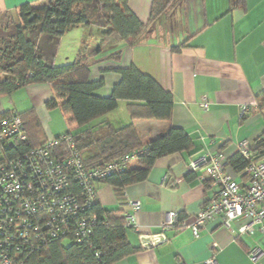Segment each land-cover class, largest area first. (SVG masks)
<instances>
[{"label": "crops", "instance_id": "crops-1", "mask_svg": "<svg viewBox=\"0 0 264 264\" xmlns=\"http://www.w3.org/2000/svg\"><path fill=\"white\" fill-rule=\"evenodd\" d=\"M44 1L47 7L48 0H0V14L15 12L25 3L42 14L46 7L41 11L37 7ZM151 2L128 0V7L140 21L147 23ZM174 21L171 25L168 19H160L137 44L123 48L117 63L106 58L113 49L122 47L118 36H103L95 26L79 25L61 37L53 59L55 65L77 60L85 41L86 56L96 61L90 78L93 81L103 78L105 82L95 95L110 96L113 86L121 79L114 69L131 65L172 93L174 105L169 121L134 120L133 124L142 141L157 137L169 126L183 128L194 150L158 159L146 180L128 185L119 193L110 185L97 186L98 202L104 209L120 210V200L140 201L135 221L139 232L143 233L157 232L171 211H176L181 220H191L212 197L215 188L209 182H199L197 175L202 170L191 172L190 161L216 151L223 152L228 159L238 152L235 145L239 141H247L253 149L255 140L264 137V112L258 108L256 100L264 91V0H243L241 6L235 7H231V0H184ZM102 43V50L94 51ZM64 44L66 50H63ZM180 45L179 51H172L173 46ZM15 91L24 92V96L12 98L18 95ZM15 91L0 95V113L32 109L45 132L48 128L47 136H58L75 128L66 125V130L49 132L53 110L61 111L46 106L53 96L48 84L28 85ZM202 96L208 98L207 110L199 105ZM21 104L25 105L23 109H19ZM242 107L247 108L243 116ZM62 117L66 123V118ZM128 120L126 101L120 100L115 111L93 124L119 126ZM136 167L134 161L130 168ZM237 179L243 180L239 175ZM131 213L128 210V214ZM237 227L233 221L226 228L221 219L215 218L200 228L197 238L188 229H171L166 232L167 243L153 249H140L113 264H204L213 255L217 264H263L264 230L257 226L253 233L239 235ZM139 232L130 227L126 231V238L134 248H139ZM253 247L260 251L257 262H252L248 256Z\"/></svg>", "mask_w": 264, "mask_h": 264}, {"label": "trees", "instance_id": "trees-1", "mask_svg": "<svg viewBox=\"0 0 264 264\" xmlns=\"http://www.w3.org/2000/svg\"><path fill=\"white\" fill-rule=\"evenodd\" d=\"M48 1L49 5L41 15L29 3L20 5L15 11L20 23L10 33L0 34V95H10L28 85L48 84L53 96L46 106L59 108L67 125L75 126L62 134L72 137L88 167L145 149L135 160L138 167L130 166L97 183V186L110 185L118 193L128 185L146 180L158 159L174 153L192 152L194 144L180 127L169 126L157 137L141 140L133 121H169L174 105L172 93L164 90L151 76L133 65L116 68L114 71L121 76L120 81L113 86L110 96L99 97L94 93L105 82L103 78L96 81L90 78L96 61L86 56L85 41L77 60L61 65L53 63L61 37L79 25L95 26L103 36L117 35L122 47L113 49L106 60L120 62L123 48L137 44L160 19L166 18L171 25L174 24V15L180 11L184 0H152L147 23L134 15L128 7V0ZM242 4L243 0H231V7ZM181 46H173L172 51H179ZM102 47L103 43L94 51H100ZM120 100L126 101L127 122L119 126L93 124L115 111ZM256 100L258 108L264 112V91L256 96ZM18 114L25 124L27 141L20 144L16 152L45 144L48 136L34 111L30 109ZM263 141L264 137L255 140L248 159L236 152L227 159V165L239 174L249 162L262 161ZM91 212L97 214L98 223L89 238L90 245L77 243L71 238L50 239L39 251L23 258V264H113L140 251V247L134 248L128 242V227L119 209H104L97 201ZM64 240H70V244L63 246Z\"/></svg>", "mask_w": 264, "mask_h": 264}, {"label": "built area", "instance_id": "built-area-1", "mask_svg": "<svg viewBox=\"0 0 264 264\" xmlns=\"http://www.w3.org/2000/svg\"><path fill=\"white\" fill-rule=\"evenodd\" d=\"M208 98L201 97L203 110ZM242 107L241 115L246 112ZM25 124L15 109L0 113V264H23L31 252L39 251L50 239L71 238L88 243L98 223L91 212L98 201L97 183L113 173L128 169L145 149L119 156L102 165L88 167L71 136H48L45 144L17 153L26 143ZM236 149L249 158V143L239 141ZM15 152V153H14ZM188 169L200 183L215 188L212 197L191 220H180L176 211L169 212L157 232H139L135 221L139 200H120L118 206L125 224L138 231L139 247L153 249L169 241L168 230H190L197 238L200 228L219 218L222 225L237 223L239 235L264 230V161H251L238 175L227 165L221 151L209 152L190 161ZM166 177L164 178V181ZM132 213L128 214V210ZM90 245V244H89ZM257 262L260 251H248ZM204 264H217L214 255ZM264 264V263H263Z\"/></svg>", "mask_w": 264, "mask_h": 264}, {"label": "rangeland", "instance_id": "rangeland-1", "mask_svg": "<svg viewBox=\"0 0 264 264\" xmlns=\"http://www.w3.org/2000/svg\"><path fill=\"white\" fill-rule=\"evenodd\" d=\"M46 5H47V2L44 1V2L39 3L37 8H38V10L41 11L46 7ZM39 15H41V14L39 13ZM19 23L20 22L17 19V15L15 12H4V13L0 14V34L10 33L11 30L15 26H17ZM72 35H74V33ZM91 36H92L91 34L87 33V37L91 38ZM66 49H67V47L64 44L63 50H66ZM16 93H18V95L17 94L15 96L12 95L11 97L15 99V97H21V95H22V97L24 96V94H23L24 92H18L17 91ZM24 100H26V97H24ZM24 106H25L24 104H21L19 109H23ZM51 117H52V120L49 123V128H50L49 132L50 133L54 132L56 129L62 131L65 128H67V126H66L67 124L65 123V120L63 119L61 113L57 109L53 110ZM46 132H48V128H47ZM50 133H48V135H50ZM62 244H63V246H68L70 244V240H64L62 242Z\"/></svg>", "mask_w": 264, "mask_h": 264}]
</instances>
